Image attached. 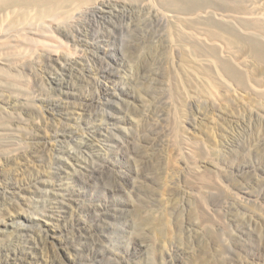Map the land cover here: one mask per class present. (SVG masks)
Segmentation results:
<instances>
[{"label":"rangeland","instance_id":"rangeland-1","mask_svg":"<svg viewBox=\"0 0 264 264\" xmlns=\"http://www.w3.org/2000/svg\"><path fill=\"white\" fill-rule=\"evenodd\" d=\"M57 1L0 0V264H264V0Z\"/></svg>","mask_w":264,"mask_h":264},{"label":"bare ground","instance_id":"bare-ground-1","mask_svg":"<svg viewBox=\"0 0 264 264\" xmlns=\"http://www.w3.org/2000/svg\"><path fill=\"white\" fill-rule=\"evenodd\" d=\"M37 2H42V3H44V4H46V5H50V6H55V5H57L58 4V1L57 0H36ZM76 2H79V3H82V2H87L88 0H75ZM100 4H101V2H100ZM102 4H105V3H102ZM260 53V52H259ZM258 53V54H259ZM255 54H256V52H255ZM263 55V54H262ZM259 56H261V55H259ZM257 59V58H256ZM260 60V59H259ZM224 68V67H223ZM105 73V72H104ZM107 76V75H106ZM229 76V75H228Z\"/></svg>","mask_w":264,"mask_h":264}]
</instances>
